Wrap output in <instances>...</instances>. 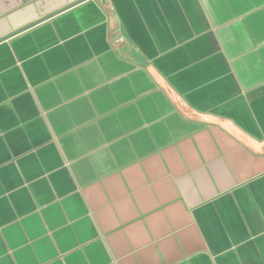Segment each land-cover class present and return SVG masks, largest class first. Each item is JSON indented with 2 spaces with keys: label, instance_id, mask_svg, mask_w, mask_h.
Masks as SVG:
<instances>
[{
  "label": "crops",
  "instance_id": "1",
  "mask_svg": "<svg viewBox=\"0 0 264 264\" xmlns=\"http://www.w3.org/2000/svg\"><path fill=\"white\" fill-rule=\"evenodd\" d=\"M0 264H264V0H0Z\"/></svg>",
  "mask_w": 264,
  "mask_h": 264
}]
</instances>
